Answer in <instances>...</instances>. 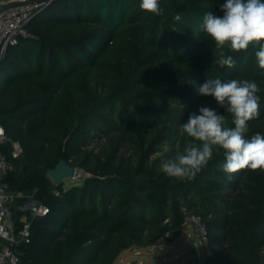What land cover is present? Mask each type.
I'll return each mask as SVG.
<instances>
[{"label":"trees","instance_id":"16d2710c","mask_svg":"<svg viewBox=\"0 0 264 264\" xmlns=\"http://www.w3.org/2000/svg\"><path fill=\"white\" fill-rule=\"evenodd\" d=\"M139 3L53 0L28 26L36 38H21L0 62V124L25 151L13 159L10 145L1 149L16 167L4 182L50 208L18 246L20 264H114L132 247L172 242L189 215L206 230L207 264H264V171L229 180L223 150L191 181L159 168L182 151L180 125L199 106L231 126L230 114L198 94L206 79L255 80L261 115L248 136L264 135L254 50L226 49L231 69L214 62L202 23L208 12L222 15L223 0H160L159 16ZM62 159L90 176L69 189L54 184L48 171Z\"/></svg>","mask_w":264,"mask_h":264},{"label":"clouds","instance_id":"9594fccd","mask_svg":"<svg viewBox=\"0 0 264 264\" xmlns=\"http://www.w3.org/2000/svg\"><path fill=\"white\" fill-rule=\"evenodd\" d=\"M139 9L155 16L162 14L160 0H140ZM219 11L222 15L206 13L202 23V31L216 50L214 62L231 69L236 59L227 52L247 53L253 49L255 62L264 71V0H223ZM260 91L255 80L206 79L198 87V94L212 97L230 114L231 126L225 114L199 106L180 125L181 134L187 138L182 151L163 159L160 171L168 178L194 180L218 150H223L222 170L229 180L243 169L264 171V135L257 132L248 136L249 122L261 115Z\"/></svg>","mask_w":264,"mask_h":264},{"label":"built area","instance_id":"2783aa9c","mask_svg":"<svg viewBox=\"0 0 264 264\" xmlns=\"http://www.w3.org/2000/svg\"><path fill=\"white\" fill-rule=\"evenodd\" d=\"M52 1L25 3L0 9V62L6 57L8 49L17 46L21 38H36L29 32L28 26ZM5 2L7 0H0V3ZM6 145L11 146L13 159H20L25 153L21 143L9 138L0 124V239L6 243L0 250V264H20L18 246L31 242L33 222L46 217L50 208L43 202L31 200V196H27V201L19 202L18 198L23 194L8 188L4 179L16 167L14 161L7 160L2 154L1 149ZM13 205L16 206V211L13 210ZM12 212H21L16 222L10 218ZM195 221L201 225L199 219Z\"/></svg>","mask_w":264,"mask_h":264},{"label":"rangeland","instance_id":"374dc122","mask_svg":"<svg viewBox=\"0 0 264 264\" xmlns=\"http://www.w3.org/2000/svg\"><path fill=\"white\" fill-rule=\"evenodd\" d=\"M103 143L104 139L95 140L90 148L102 146ZM89 176V173L79 170L76 178L66 179L62 184L69 189L81 185ZM198 219L189 215L181 233L172 242L161 240L150 247H132L122 252L114 264H207L211 249L205 238L204 226L195 221Z\"/></svg>","mask_w":264,"mask_h":264},{"label":"water","instance_id":"95a60500","mask_svg":"<svg viewBox=\"0 0 264 264\" xmlns=\"http://www.w3.org/2000/svg\"><path fill=\"white\" fill-rule=\"evenodd\" d=\"M46 0H7L5 3H0V9H5L11 6H16L25 3H34ZM28 165V162H25L24 169ZM48 175L52 182L56 185L62 184L66 179H74L79 175L78 168L71 166L67 163L66 160L62 159L59 164L54 168L48 171ZM10 218L16 222L18 219V214L12 212Z\"/></svg>","mask_w":264,"mask_h":264},{"label":"crops","instance_id":"0c3cea01","mask_svg":"<svg viewBox=\"0 0 264 264\" xmlns=\"http://www.w3.org/2000/svg\"><path fill=\"white\" fill-rule=\"evenodd\" d=\"M23 194V196L22 197H19L18 198V201L20 202H24V201H27L28 200V198H27V196H26V194H24V193H22ZM31 200H34L33 199V195H31ZM6 245V243L2 240V239H0V250H2L3 248H4V246Z\"/></svg>","mask_w":264,"mask_h":264}]
</instances>
